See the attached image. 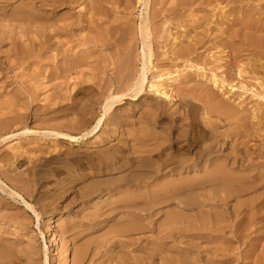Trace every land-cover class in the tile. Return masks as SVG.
I'll return each mask as SVG.
<instances>
[{
	"label": "bare ground",
	"instance_id": "bare-ground-1",
	"mask_svg": "<svg viewBox=\"0 0 264 264\" xmlns=\"http://www.w3.org/2000/svg\"><path fill=\"white\" fill-rule=\"evenodd\" d=\"M158 1L160 2L159 4L164 5V8L168 5L174 8V5L189 6V4L197 3L198 0ZM17 2L18 4L20 2V5L12 8L9 13L7 8ZM133 2L134 0H0V21H7L9 27H14V29L19 30L30 42L26 47L28 50H26L25 47H23L25 46L23 45L24 43H22L23 41L21 42L20 39L11 38L12 36L6 34V31L2 30L1 26L0 45L7 40L8 35V38L11 40L12 48L17 50L15 51L16 53L22 50V53L26 51V54L30 55V49L36 50L37 48H39L40 51H42L41 49H46L59 52L63 50L62 46H64V44L62 42H54L56 36H68L71 40V38L74 37V30L77 27L83 31L88 30L89 33L92 34L91 37H89L88 34L86 38L80 41L90 47L92 50L91 55L88 56L87 54L89 53H87L83 56L85 53L83 51L84 53L82 52V56L79 57V54L78 56L72 57V59L75 58L74 61L66 58L69 52L66 53L65 50L68 48H64L66 55H62L66 63L62 62V60L61 62L63 64L58 68L56 73L50 74V78L55 76L57 79H64L76 66L88 65L86 61L89 57H94L95 60L97 59V65L102 64V61L104 62L103 58L105 57L109 59V63H107L109 66L116 67L119 65L121 66L120 69L123 68V71L126 70L125 75H127L130 66L131 68L133 66L130 64V61L133 60L132 56L134 55L132 53V56L128 55L131 49L127 44L131 40L129 38L130 36L135 39V41L132 42H138L136 40L138 39V33L137 28L130 25V23H132L130 20L123 22L125 18L119 15L127 11L135 10L132 9ZM149 2L150 0H135L136 7L134 8L143 4L144 9L148 10ZM155 3L157 4V2ZM155 3H153V6ZM206 3H208L207 5L210 7L213 4L216 9L220 8L219 6L221 4L224 5L223 8H220L219 17H217L218 12L213 15V18L206 17L204 20H200L197 14H195V17L192 15L195 21L192 24L187 22L186 25H190L189 30L183 26L185 31L180 34L182 36L171 38L169 35H166V28L163 29L162 32L159 31L160 33L156 29L151 31L149 24L151 21L150 17L141 21L138 32L142 44V51L138 61L142 60V67L131 77L130 82L127 81V87L123 92L119 90L121 93L109 94L101 101L103 102L101 103L103 106V113L100 115L101 117L97 118L96 124L91 130L89 129V132L87 131V133H85L86 131H84L86 136L94 134L99 130L103 131L104 127L107 125V121H110L117 111L114 107L124 104V102L130 98L136 99L139 97L141 99L144 96L147 84V72L149 69L151 70L153 68L151 66L152 59L155 57L158 58L156 48H168V41H173L172 46H174L173 48L170 47L171 50L168 49L169 55L171 54L175 59L177 58V60H185L186 65L191 67V69L202 66L204 70L207 67V59L205 60L204 57L206 51L219 49L223 52L226 49L225 53L230 57V60L224 65L226 76L225 78L221 77V80L213 76L212 82L215 85L218 84V87H224L226 82L236 81L239 77L242 79L248 77L253 81L260 80L264 88V0H209ZM156 4L155 6L159 5ZM201 4H203V2ZM81 6L83 9L82 13L76 14L74 10L79 7L81 8ZM37 8L38 10L36 11ZM154 8L155 7H153V9ZM155 12L154 10V13ZM195 12L193 11L192 13L194 14ZM156 15L157 13L154 16ZM214 16H216V19H214ZM153 18L154 17H152V19ZM202 18L203 17H201V19ZM136 20L137 19H135L133 25L136 24ZM60 22L64 23L59 25ZM192 29H196V32ZM216 29L217 33H215ZM35 32L36 35L39 36V40L30 39L28 37L30 33L32 34ZM192 32L195 33L194 36H190ZM119 33L120 35L118 36ZM156 39L161 41H157ZM160 43H162L163 46H159ZM207 45L210 46L207 47ZM70 51H73L72 54L76 53L75 49ZM106 51H110L109 57L107 53H103ZM246 53L248 55H246ZM6 54L8 53L6 52ZM160 55L161 54H159V56ZM7 56L8 55H6V57ZM26 56L27 55L24 54L25 58H27ZM24 57L23 60L25 59ZM131 57L132 59L130 60ZM110 58L114 60L112 61ZM1 60H5V58ZM1 60L0 63L7 65L8 61L4 63ZM216 60L217 59L214 61ZM89 61L91 60L89 59ZM9 67L8 65V68ZM83 70L82 68V71ZM89 71L90 70H88V72ZM96 72L98 73V71ZM81 74H83V72ZM130 74L132 75V72H130ZM255 76L261 78L257 79ZM171 80L173 82L177 81L175 78ZM104 82H106V80ZM228 85H230V83ZM104 86L102 87L104 88ZM172 86L173 85H170L168 87L161 84V82H156L152 83L149 89L152 90L153 93L171 101L172 93L176 90H171ZM184 86L187 88V85ZM188 86L189 88L191 87V89H181V91L177 90L176 92L178 93L179 91L178 98H180L181 103L179 106L183 107L185 110V113L180 116L181 122L179 124L174 125L170 123L169 120V124L163 121L158 122V118H156L157 116L154 114L152 115L153 119L152 117L149 119L146 118L148 125H145L143 130L141 129L142 131L140 130V134L132 135L133 137L131 140L136 144L131 145L130 142L125 143L129 147L132 146L131 149L133 151L129 153L130 155H126L125 158H123L124 160H122L121 164V160L119 161L120 157L117 153H110L108 150L103 151L99 155L97 154L99 156L97 158H91L93 164L97 163L109 166L118 160L117 165L119 164L120 166L118 168L114 165L115 170L125 169L128 166L129 168L126 172L120 175L118 174L119 176L112 175L108 176L106 179H92L86 182L81 188V201L88 202V204L92 202L95 196H102V194L108 195V198L105 200L107 209L100 213H96L97 211L94 213L92 212L93 216L97 214L98 218L95 222L92 217L88 218V221L91 222L88 223V226H99L104 222L109 223V221L114 222V224L106 231L105 236L110 237H107V239L104 237L106 240H103L102 243L91 240L82 245L79 244L80 246L77 245L79 247L75 248L73 251L72 264H85V262H89V264L106 263L107 260H105V257L103 261H99L100 256H104V252L107 254L108 252L110 254L114 251L116 252V249H118L115 255L116 259L112 257L111 259L108 258V260L111 262L113 261L112 263L115 264H235L240 256L231 253L234 251V243L246 245L250 248V252H253L255 247L254 243H262V241H264V237L260 236V234L258 235L259 231L264 230V148L253 150L249 147L247 141L241 142V138L243 137L248 139L255 138L256 134L251 128L257 125L258 122L256 124L252 123L249 115L245 114L243 116L242 110L238 111L239 107L236 108L233 104L230 105L226 100L222 101L223 98L221 100L218 97L212 99L209 97L210 95L207 96L206 94H203L205 95L203 97L201 95L199 96L197 93L199 92L198 90H201V87L197 89V87L192 88L193 85ZM87 88L90 89V86L88 85ZM106 90L105 87V91ZM183 92L186 93L182 94ZM60 93L58 92L57 95ZM260 99L263 101L264 96L263 99ZM54 101L55 100H53L52 103ZM77 102L76 100V103ZM96 102H98V100ZM147 103L150 102H146L145 104L148 105ZM53 104L51 106H53ZM76 105L77 108L81 106L78 104ZM144 105L143 107H145ZM66 106L67 105H65V107ZM57 107H60V105ZM146 107L149 109L146 113L148 112L150 115L157 109L154 105H148ZM64 109L67 110V108ZM60 111H58L57 108L56 112ZM196 112H198L199 115ZM82 114L83 113L80 115ZM162 114L165 115L166 112H161L160 118ZM200 114H204L205 117H201ZM118 115L119 114L116 116ZM172 115L174 116L176 113ZM213 115L217 117L216 120L212 119ZM16 116H14V118H20ZM263 116L264 110L256 115L259 123L264 121ZM1 120L3 121V119ZM151 121H153L154 127L150 126L149 122ZM4 123L10 124V122L8 123L5 121ZM76 124L78 123L76 122ZM116 124H118L117 120L113 122L112 127L114 129H116ZM12 125L14 124H11V126ZM81 126L83 127L84 125L81 124ZM117 128L119 129V127ZM262 131L264 132V129ZM53 133L54 136L60 137L62 140L75 143H78L82 136L85 135L83 134L81 137H78V135L73 136L72 134L69 135L58 131H54ZM236 136H239V140L236 139V142H240L233 146L229 153H226V147H224L226 145V139L232 138L233 140ZM261 137L264 139V136L261 135ZM103 141L104 139L99 141V143L101 144ZM125 151L126 150L123 149L124 153ZM72 159L68 158L65 161H61L64 162V165H68ZM110 167H112V165ZM76 179L78 180L79 178ZM159 181L162 182L160 185L157 184ZM1 184H3V182H1L0 178V189L2 190ZM61 184L63 185L62 182ZM123 189L126 191L118 192ZM113 192L116 193V196L119 195V197L115 198V195H111ZM13 194L21 198L22 202L26 205L25 207L39 218V214H37L35 208L27 204L26 201L22 199L23 196L16 192ZM112 198L115 199L112 201ZM164 209L167 210L162 214L165 218L159 223L161 218L159 219L158 215L160 212L162 213ZM48 216V224L51 226L54 223L52 218L53 214L50 213ZM23 221H19L17 224L24 226L25 224ZM228 231H230V237H226V232ZM148 234L152 235L148 236ZM52 236L54 240L55 238L57 239L54 229H52ZM145 237L147 238V245L144 246L146 242L144 241V244L142 242ZM180 237L187 240L179 242V244H183L181 252L178 250L174 251V249L179 248L175 243ZM203 240H209L208 243L212 241L214 246L209 249H203V247H200L202 246L200 242ZM170 242H174L171 247L169 246ZM262 244L264 245V242ZM235 247L237 246L235 245ZM110 249L114 250L111 251ZM12 253V249L0 248V264L10 263L13 259ZM253 255H255V253Z\"/></svg>",
	"mask_w": 264,
	"mask_h": 264
},
{
	"label": "rangeland",
	"instance_id": "rangeland-1",
	"mask_svg": "<svg viewBox=\"0 0 264 264\" xmlns=\"http://www.w3.org/2000/svg\"><path fill=\"white\" fill-rule=\"evenodd\" d=\"M154 1L157 2V4L160 3L158 0ZM154 1L150 0L148 10H145L143 4L138 5L137 8H134L136 7L134 0L132 9L135 10L127 11L126 13L119 15L120 17L125 18L123 22H127L130 20L132 22L130 23V25L132 27L135 26L138 33V39H136L138 42H132L135 41V39L130 36L129 38L131 40L127 44L131 50L133 48L132 51L130 50V54L128 53V55L132 56V54H134L132 56L133 60H131L132 57L130 58V64L133 66L135 65L134 67L132 66V68L130 66L129 70L127 71V75L129 77L125 75L126 70L123 71V68L120 69L121 66H109L107 64L109 63V59L104 57V62L102 61V64H99V66L97 65V59L95 60L94 57H89L86 61L88 65L86 64V66H76L73 70L70 71L69 74L65 76L64 79H57L55 78V76L53 77L55 79H53L52 77L51 79L50 74L54 72L56 73L58 68L63 64L62 62L66 63L63 60V55H66L67 52H69V54L68 57L66 56V58L71 60L75 59H72L73 56H78L79 54V57L82 56L83 51L85 52H83V56L87 53H89L87 54L88 56L91 55L92 50L90 49V47L87 46V44L81 43L80 41L81 39L83 40L84 38H86L88 34V36L91 37L92 34H90L88 30L83 31L76 27L73 34L74 37L71 38V40L68 36H56L57 40L54 39V42H62L64 44V46H62V51L60 50L59 52H57L54 50L50 51L46 49H41L42 51H40V49L37 48L36 50L30 49V55H28L26 54V51L22 53V50L18 51L19 53H16L15 51L17 50H14L12 48L11 40L8 38V35L12 36L11 38L20 39L21 42L23 41L22 43H24L23 45L25 46L23 47H25V49L30 44L29 39L24 37L22 33H20L19 30L14 29V27H9L7 21H0V27L2 26V30L6 31V34H8L7 40L0 45V51L2 52H0V60L5 58V60L7 59L6 61H1H3L4 63L8 61L7 65H3V63H0V178L1 182H3L4 184H1L2 190L0 189V248H9L13 250V259L8 264H72L73 251L75 248L91 240L102 243L103 240H106L107 237H110L105 236L106 231L112 227V224H114V222H104L103 224L94 227L88 226V223H91L88 221V218L92 217L94 222L97 221L96 219L98 218V215L96 214L93 216L94 212L97 211L96 213H100L103 210L107 209L105 200L108 198V195L102 194V196H95L92 202L88 204V202L81 201V188L86 184V182L92 179H106L108 178V176H116L118 174L120 175L123 172H126L129 166L125 169L115 170V166L118 168L120 166L119 164L117 165L118 160L115 161L116 163L113 162L112 164H110V166L112 165V167H110L109 165L104 164H93L91 158H97L99 157L98 155L103 151L108 150L110 151V153H117V155L121 158H119V161L121 160V164L122 160H124L123 158H125L126 155H130L129 153L133 151L131 149L132 146L129 147L125 143L130 142L131 145L136 144L133 140H131V138L133 137L132 135L140 134L144 126L148 125L146 120L150 117H152L153 119L152 115L154 114L157 116L156 118H158V122L163 121L164 123L169 124V120L170 123H173L174 125L179 124L181 122V114L185 113L184 108L179 106L181 104L180 98H178L179 91H181V89H191V87L189 88L188 85H193L192 88L197 87V89H200L199 87H201V90H198L199 92L197 93L199 96L201 95L203 97L205 96L203 94H206L207 96L210 95L209 97L212 99L218 97L221 100L223 98L222 101L226 100L230 105L233 104V106H235L236 108L239 107L238 111L242 110L241 112L243 113V116L245 114L249 115L251 119L250 121L252 123H259L256 115H258V113L260 112H263L264 110V88L262 87V83L260 80L253 81L248 77L244 79H242L241 77H237L238 80L236 79V81L234 80L232 82H226L224 87H218V84L215 85L212 82L213 76H216L219 80H221V77L225 78L226 76L224 65L230 60V57H228L227 53H225L226 49L223 52L219 49H211L209 51H206V55H204V57L205 60L207 59V67L204 70L202 66L191 69V67L186 65L185 60H177V58L175 59V57L171 54L169 55L168 49L171 50V48H173L174 46H172L173 41H168V48H156L158 58L155 57L152 59L151 66L153 68L151 70L149 69V71L147 72V84L144 96L141 99L139 97L136 99L130 98L129 100H126L124 104L118 107H114V109L117 110L116 113L119 115L116 116L117 114L115 113L114 117L110 119L112 123L109 120L107 121V125L103 129L104 132L99 130L94 134L86 136L85 133H87V131L89 132L91 128L94 127L98 120L97 118L101 117L100 115H102L103 113V106L101 104L103 102L101 101H103L109 94H118L123 92L127 87L126 84L131 81V77H133L136 71L140 70L142 67V60L138 61V58L139 56H141L142 51V44L138 29L143 19H148V17H150L151 21L149 24L151 31L156 29L158 32H162V30L166 28V35H169L172 38L176 36H182L180 34L185 31L184 27H186L188 30L190 29V25L187 26L186 24L187 22L192 24L195 21V14L200 17V20H204L206 17L213 18V15L217 12V17H219L220 8L224 7V5L221 4L219 6L220 8L216 9L212 4L211 9V7L207 5L208 3H206L209 0H198L195 4H189V6L174 5V8H171L170 5L167 4L168 6H166L165 9L164 5H157ZM202 2L204 5L201 4ZM153 3H155L157 6H155V4L153 6ZM19 5L20 2L19 4L17 2L9 6L7 8L9 13L11 12L12 8L18 7ZM152 6L155 8L153 9ZM156 8L161 9L162 11ZM81 9L82 6L81 8H76V10L74 11L76 12V14H79L83 11V9ZM37 10L38 8L36 9V11ZM154 10L156 11L155 13ZM193 11L200 12H195L193 14ZM156 13L157 15L154 16ZM151 16L155 19H152ZM201 17L203 18L201 19ZM135 19H137V22L135 25H133L135 23ZM214 19H216V16H214ZM63 23L64 22H60L59 25H62ZM193 31L196 32V29ZM215 33H217V29ZM190 34V36H194L195 33L192 32ZM119 35L120 33L118 34V36ZM28 37L30 39L39 40V36L36 35V32L32 34L30 33ZM157 41L161 40L158 39ZM159 46H163V44L160 43ZM209 46L210 45H207V47ZM64 48L68 49L65 50ZM74 49L76 50V53L72 54L73 51L70 50ZM64 50L66 51V53ZM6 52L8 54H6ZM11 52L14 54H12ZM70 52L72 55L70 54ZM103 53H107L108 57L110 56V51H106ZM158 53L161 55L159 56ZM24 54L27 55V58L24 57ZM6 55L8 56L6 57ZM246 55L248 54L246 53ZM23 57L25 58L24 60ZM112 58L110 59L113 61L114 59ZM89 59L91 61H89ZM215 59L217 60L214 61ZM8 65L10 66L9 68ZM82 68L84 69L83 71ZM87 69L90 71L88 72ZM96 71H98V73ZM82 72L83 74H81ZM130 72H132V75L130 74ZM259 76H255V78H261ZM103 78L106 80V82H104L105 80ZM172 78L177 79V81L173 82L171 80ZM120 82L121 84L123 82L122 87ZM156 82H161V84H164V86L168 87L170 85H173L171 90H176L172 93L171 101H169L165 97L153 93L152 90L149 89V86L152 83ZM229 83L230 85H228ZM119 84L121 88L119 87ZM88 85L90 86V89L87 88ZM184 85H187V88ZM102 86H104V88ZM105 87L107 89L106 91ZM177 90H179L178 93H176ZM58 92L61 93L57 95ZM101 93H103L104 95ZM185 93L183 92L182 94ZM215 94L219 95L220 97ZM98 96H100L101 98ZM260 98H262L263 101ZM53 100H55L53 102L54 104L52 103ZM76 100L78 101L77 103ZM97 100L98 102H96ZM144 102H150L147 104L157 107V109H155L156 111H153L151 115L148 112L146 113V111L149 109L146 107L148 105H146ZM52 104L53 106H51ZM76 104L81 105L82 108L81 106H78L77 108ZM59 105L60 107H64H57ZM65 105L67 106L65 107ZM143 105L145 107H143ZM57 108L58 111H61L56 112ZM64 108H67V110ZM73 108L76 110H74ZM88 111L90 112V115ZM161 112H166V114H162L160 118ZM81 113H83L84 116L83 114L80 115ZM173 113H176V115L173 116ZM16 115L20 118H18ZM200 115L201 117H205L204 114ZM14 116H16L18 119L14 118ZM216 118L217 117L215 115L212 116V119L216 120ZM1 119H3V121ZM115 120H117L118 122V124H116V129L112 127ZM4 121L8 123L10 122V124L4 123ZM76 122L78 124H76ZM258 123L251 128L252 131H254V133L256 134L255 138H241V142L247 141L249 147L253 150L264 148V139L261 137V135L264 136V132L262 131L264 129V121L259 123L260 125ZM11 124L14 125L11 126ZM81 124H83L84 126L82 127ZM149 124L151 127H154L153 121L149 122ZM117 127H119V129ZM54 131L66 133L69 135L72 134L73 136L78 135V137H81L83 134H85L83 135L85 137L82 136L79 142L75 143L62 140L60 137L58 138L54 136ZM84 131L86 132L84 133ZM238 138L239 136H236L234 138L235 140H232V138L226 139V145L224 146L226 147V153H229L232 150L233 146L240 142H236V139L239 140ZM103 139L104 141L100 144L99 141ZM100 145L105 148H102ZM116 147L118 148V151ZM123 149L126 150L125 153L123 152ZM68 158L73 159L68 165H64V162L62 161H65ZM69 165L73 166L70 167ZM63 166H66V169ZM76 178L79 179L77 180ZM61 182L63 183L64 187ZM161 183V181L157 182L158 185H160ZM13 191L23 196L22 199H24L27 204L32 205L35 208L37 214H39V218H37L31 210L25 207L26 205L22 202L21 198L14 195ZM124 191L126 190L123 189L119 190L118 192ZM115 194L116 193L113 192L111 195ZM117 197H119V195L115 198ZM115 198H112V201ZM166 211L167 210L164 209L162 210V213L160 212V214L158 215V218H161V220H159V223L164 220L165 217L162 216V214H164ZM50 213L53 214L52 218L54 222L51 226L48 224V215ZM19 221H23L25 225H18L17 222ZM52 229H54V231L56 232L57 239L55 238V240L52 236ZM263 231L264 230L259 231L260 233L258 232V235L260 234V236L264 237ZM149 235L150 234H148V236ZM229 235L230 231L226 232V237H228ZM104 237H106V239ZM146 237L143 238L142 242L143 244L146 242L144 246L147 245ZM183 240L185 241L187 239H183L180 237L177 240L175 245L179 248L174 249V251L178 250L179 252H181L183 244L181 245L179 244V242H184ZM203 241L200 242L202 245L200 247H203V249H209L210 247L214 246V243H212V241H210V243H208L209 240ZM263 242L264 241H262V243ZM173 243L174 242H170L169 246H173ZM262 243H254L255 247L253 249V252H250V248L246 245L234 243V251L231 253H234L235 255L238 254L240 256L235 264H264V245ZM235 245L237 247H235ZM110 250L113 251L114 249ZM117 251L118 249H116V252L114 251L115 253L112 252L111 254L108 251V254L104 252V256H100L99 261H103V258L105 257L106 259H104L107 261L103 264H115L112 263L113 261L111 262L110 260H108V258L111 259L112 257L116 259L115 255ZM254 253L255 255H253ZM85 264H89V262H85Z\"/></svg>",
	"mask_w": 264,
	"mask_h": 264
}]
</instances>
